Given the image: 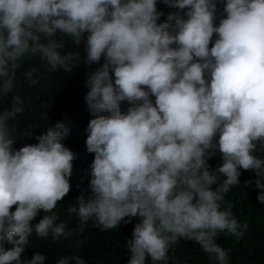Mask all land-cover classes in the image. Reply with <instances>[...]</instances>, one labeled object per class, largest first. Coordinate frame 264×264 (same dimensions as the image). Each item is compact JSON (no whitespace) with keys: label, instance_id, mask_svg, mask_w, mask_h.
<instances>
[{"label":"clouds","instance_id":"obj_1","mask_svg":"<svg viewBox=\"0 0 264 264\" xmlns=\"http://www.w3.org/2000/svg\"><path fill=\"white\" fill-rule=\"evenodd\" d=\"M158 3L175 11L161 21ZM66 37L84 44L85 67L99 65L86 73L89 194L67 208L79 231L138 217L127 264H167L180 240L229 264L217 237L240 238L248 227L222 207L241 170L255 174L264 203V0H0V98L12 94L0 108V264H44L42 252L25 255L33 231L54 241L71 235L55 212L77 158L64 144L68 123L21 132L25 108L14 94L32 58L73 70L81 58L62 52ZM37 70L23 78L38 83ZM23 137L37 142L15 148ZM56 264L86 261L67 255Z\"/></svg>","mask_w":264,"mask_h":264},{"label":"trees","instance_id":"obj_2","mask_svg":"<svg viewBox=\"0 0 264 264\" xmlns=\"http://www.w3.org/2000/svg\"><path fill=\"white\" fill-rule=\"evenodd\" d=\"M157 7L165 13V16L160 18L161 21L168 12L175 11L162 3H158ZM218 7L222 11V5ZM68 51H78L81 58L70 73H65L63 70L53 72L35 57L26 61L17 75L14 94L22 98L25 108V112L17 117L20 131L37 126L33 134L39 135L47 126L63 120L69 126V134L64 137V144L77 154V158L73 161V175L70 178L71 190L55 209L58 215L57 223L65 222L71 235L54 241L51 235L40 238L33 231L25 255L30 257L36 251L42 252L47 256L44 264H56L58 259L67 255H78L86 261V264H127L130 254L125 246L126 240L131 239L133 226L139 222L138 217L133 218L131 223L121 222L112 230H101L93 221H89L84 231L80 232L78 218L67 211L69 205L76 204L82 192L85 196L89 194L88 172L93 154L87 153L85 145L87 124L92 118L85 102L88 91L86 73L99 66L85 67L84 44L81 43L77 47L71 38L66 37L62 52ZM31 67L38 69L34 75V79L38 80L36 84H29L23 78V72ZM11 95L10 93L8 98H0V108L10 106ZM126 107V104L122 105V108ZM46 114L49 117L48 122ZM36 142L34 138L23 137L18 139L14 147L18 149L24 144ZM258 155L264 159V151L259 152ZM208 163L211 170H215L220 163L219 156L210 158ZM239 179V186L233 187L225 195L222 207L231 206L233 215L241 225L247 224L248 227L240 238L219 235L217 243L228 251L229 264H264V203H260L257 199L261 190L255 187L254 181L257 177L253 172L241 170ZM260 179L264 183V177ZM250 180L253 183L250 186L246 185L245 182ZM43 215L44 213L41 212L33 224ZM148 264H152L150 259ZM167 264H215V262L210 260L195 242L180 240L170 247Z\"/></svg>","mask_w":264,"mask_h":264}]
</instances>
